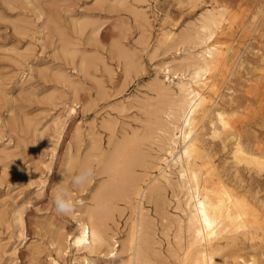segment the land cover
<instances>
[{"label":"rangeland","instance_id":"374dc122","mask_svg":"<svg viewBox=\"0 0 264 264\" xmlns=\"http://www.w3.org/2000/svg\"><path fill=\"white\" fill-rule=\"evenodd\" d=\"M24 1L26 2V0ZM36 1L43 12L42 14L44 15L45 13L44 16H41L40 20L43 17L45 19L41 21L38 19V14L36 15L37 10L33 5L31 7L22 1L11 3L13 0H0V240L2 239L3 242L0 241L3 245L0 248V250L2 249L0 252V264H51L53 258L59 260L60 264H74L75 258L79 257L81 253H78L73 245H70L69 249L66 247V244V246L63 245L64 240H62L63 238L60 234L71 229L77 232L76 221L73 215H75L77 210L81 211L88 202L89 204L92 202L89 198L91 197V190L94 188V185L108 178L105 174L98 175L96 173L97 162L94 156L101 149L108 152L112 148L113 143L110 142L112 130H109L110 128L106 124L109 122L113 124V132L116 134L114 137H117L116 139L118 140L122 139L124 135L133 134L132 132L143 131L142 128L144 129V126H146L143 123H147L144 120H147L149 117L148 108L145 107V103L146 105L157 104L156 91L154 92V87L151 83L152 78L159 71V66L164 62L170 61L172 56L176 54V49L170 46L169 48L172 49H169L167 43H163L164 45L159 44V37L164 31L171 30L177 33L182 28L193 27L194 21L198 22L199 14L206 8L212 7L215 3V5L219 3L228 7V12L225 14L227 19L223 21V27H226L227 34L219 36L221 41L225 40L227 44L229 41V44L234 45L231 62L237 66L233 64L230 79L225 83L222 82L223 85L220 84L222 85L220 89L223 93V99L221 98L220 103L229 111L232 107L237 108L239 115L237 114L238 116L236 115L235 119L238 117L239 120L241 119L244 122V124L243 122L240 124L243 127L242 129L248 134L246 137H252L255 134L264 139V108L262 110L263 114H258L259 116L255 111L257 107L259 113L261 112L260 108L264 107V103L260 102L264 101V99H260L264 98V95L262 92H259L261 90L254 88L256 86L255 81L259 82L260 78L264 75V60L262 59L264 58V0H126L125 5L117 3L118 0H113V2H108L110 6L105 3L106 7L105 5H99L96 0H65V2L64 0ZM114 1L116 2L114 3ZM114 4L119 5L113 7ZM100 6H103V8ZM141 6L147 9L146 12L149 20H151L152 27H143L144 22L142 18L140 19L137 16L136 9L137 7L141 8ZM68 7H72V10ZM50 14L58 16V20L60 21L61 19V22L63 21L62 24L59 22L60 31L67 42L70 40V46L69 43H67L68 45L65 43L62 45L58 33L53 29L46 28V30L44 28L40 29L41 31L39 30L40 25L43 24ZM229 16L231 17L229 18ZM85 18L88 21L90 20V22L94 19L93 21L97 23L93 25L88 22L84 26L86 30L84 27V29H81L78 20L82 21ZM140 23H142V26L140 25L139 27ZM228 25H231V27H228ZM141 27L149 29V31L146 30V33L145 30L140 29ZM18 28H22L23 30ZM93 28H97V33L91 32ZM246 29H251V31H247ZM51 31L52 34L49 33ZM142 31L144 32L142 33ZM147 35H150L149 39L146 38ZM68 37L70 38L68 39ZM52 38L54 43L51 41ZM93 39H95V42ZM76 43L79 44L78 49L80 52L83 53L84 51L86 58L94 62L95 66L87 68L86 72L78 70L80 68L79 62L85 56L81 53L84 56L81 57L78 49L74 51V48H77ZM123 43L125 46H128L125 47ZM157 44L159 45L157 46ZM119 46L120 48L118 49ZM159 46L160 49H158ZM153 47L155 48L151 51ZM127 48L129 49V56L123 52ZM235 49H238L237 51L239 52ZM155 52L156 55H154ZM69 53L70 55L71 53L74 55L70 56ZM25 55L26 57H24ZM97 58H101V61H98ZM132 58H134L133 61ZM239 58L242 62L241 60L239 61ZM127 61L132 62L127 66ZM134 61L136 62L134 63ZM30 65L35 67V69ZM77 65L78 68L76 67ZM108 65L109 67H107ZM58 68L64 69L74 81H79V86L76 81L75 87L71 86V89L69 88L70 85L65 84L57 78L54 74ZM39 71L42 72L41 74L46 79ZM49 71L54 74H51V76L48 73L47 75L46 73ZM86 73L87 75H85ZM260 74L262 75L260 76ZM49 76L53 78L51 79ZM160 77L164 79L163 72H160ZM1 78H3L2 81ZM250 86L254 88H252V92ZM1 88L3 89L1 90ZM55 88L56 92L53 90ZM255 89H258V92ZM57 91L62 92V95L61 93L58 94ZM247 91L249 92L247 93ZM50 93H53V98L49 96ZM259 93L260 95H258ZM47 94L48 96L46 97L45 95ZM56 95L62 98L57 99L56 97L55 99ZM143 98H146V101ZM231 98L234 102L232 105H229L226 101H229ZM124 106L126 110L122 108ZM248 106L253 108L250 107V109ZM72 107H74L73 111H71ZM247 110L250 111V114ZM242 112L244 116L247 114L248 118H250L248 119L247 115L245 116L246 118L242 117L243 115L240 116ZM134 114L137 117L135 121L136 117H133ZM108 115L110 116L109 118ZM57 117H60L61 121H63L59 126L60 128L54 125V119ZM140 120L142 121L140 122ZM103 122L106 124H102ZM91 127L93 129L89 130ZM129 127H133V130ZM78 128L80 129L78 130ZM250 128H252L251 132ZM208 130L209 127L207 126L206 131ZM38 131L40 134L42 133L41 136L38 134ZM97 135L98 137H96ZM206 136L209 138V135ZM91 142L92 144L95 142L99 148L101 146L100 150L95 149L96 151H92L94 145L92 146ZM149 145L150 147H148ZM104 146L105 148L103 149ZM215 147L218 152L217 159L223 161L228 152L222 151L219 143H216ZM66 148H70V152L74 156H77V154L84 155L83 151L86 152L85 157L89 156L90 166H92L94 171L90 182L87 181L80 186L72 184V177L78 174V171L76 169H68L67 166H62L65 165L66 151H68ZM150 148L154 149L150 150ZM144 149L147 154L156 155L158 147L156 143L148 142L144 146ZM88 153L91 155V158ZM138 169L141 170L140 167ZM243 176L245 177V184L247 185L245 189L247 190H243V188L242 190L246 191L248 195L256 197V199L259 197L258 200L264 204V170L260 173H250L247 170H243ZM60 189H67L71 198L77 202V207L73 214L63 215L55 211L52 201L56 191ZM257 191L258 195H256ZM167 194L169 200L174 201L168 200L164 208H167L171 213H177L175 197H173L172 191H168ZM146 203V209H149V212L153 216L157 215L153 204ZM169 205L171 206L169 207ZM17 207H21L20 210L22 211L19 208L17 209ZM15 209L22 213L23 227L13 219L17 213ZM128 215L129 211L126 210L123 218L119 219V230L116 229V225L112 224L113 229L117 232L124 231L126 229L124 222ZM155 217L157 218L155 220L156 227L162 229L161 216ZM159 235L162 240V248L166 251L168 244L167 237L161 234V230ZM56 240H59L58 242L64 246L61 250H64V252L66 250V253L61 251V253H58L59 256H57L60 247L59 245L57 248L55 247L58 244ZM62 245L61 247H63ZM118 249L121 250V247L119 246ZM262 252L264 253V243L257 249V255L264 260ZM124 256L126 257L125 253H120V256L117 257V262L119 263L120 259L124 258ZM96 260L99 264L106 263L104 261L105 258L102 259V257H97ZM80 264L85 263L81 261Z\"/></svg>","mask_w":264,"mask_h":264},{"label":"bare ground","instance_id":"6f19581e","mask_svg":"<svg viewBox=\"0 0 264 264\" xmlns=\"http://www.w3.org/2000/svg\"><path fill=\"white\" fill-rule=\"evenodd\" d=\"M14 1L25 2L24 0H13L11 3H14ZM96 1L99 5L103 6L105 3L108 4V2H113V0ZM36 2V0L35 2L34 0H26L25 3L30 6H34L37 10V13H35L36 15L38 14L37 17H39L38 19L40 20L43 12ZM115 2L116 1H114V3ZM125 2L126 0H118L117 3L125 5ZM215 4L212 7L206 8L199 14L200 16L197 19L198 22L196 23V21H194L195 24L193 27L182 28V30L177 33L171 30L164 31L159 37V44L162 45L163 43H167L168 48L170 46L176 49V54L172 56L170 61L162 63V65L159 66V71H157L155 76L152 78L151 83L154 87V92L156 91L157 104L146 105L145 103V107L148 108L149 117L147 120H144L147 123H143L146 125L144 126V129L142 128L143 131L132 132L133 134L124 135L122 139L118 140L116 139L117 137H114L116 134L113 132V124L110 122L107 124L103 122L102 124H106L110 128L109 130H112V132L110 131L112 135L109 133L111 135L110 142L113 143L112 148L110 150L108 149L109 151L107 152L102 149L100 150L101 146L99 148L95 142L93 144L91 142V145H94L92 151L95 149L100 150L98 154H94L97 159H95L97 162V164L95 163L97 165L96 173H98V175L105 174L108 178H106L105 181L102 182L101 180L97 183V185H94V188L91 190V197L88 196L90 197L89 200L92 202H90V204L88 202V204H86L81 211L77 210L75 215H73L76 221L75 226L77 232H74L71 229L66 232H61L60 234L63 238L62 240H64L63 245L66 244L67 246H65L67 248L70 247V245H73L76 251L81 253V255L79 254V257L75 258L74 264H80L81 261L85 264H99L96 260L97 257H102V259L105 258L104 261L106 263L103 262L104 264H264V260L257 255V249L264 243V204L258 200V196V199H256V197H252L248 195L246 191H243L247 188V185L245 184V177L243 176V170H247L250 173H260L264 170V139L255 134L252 135V137H246L248 134L244 131V129H242L243 127L240 124L243 121H241V119L239 120L238 117V120L235 119L236 115H239L237 108L232 107L229 111L225 106H223V104L220 103L223 96L220 89L223 85L222 82H227L232 75L234 63L231 62V59L232 53H234V45L229 44V41V45L225 40L221 41L219 36L221 34H227L226 27H223V21L227 19L225 14L228 12V7L220 5L219 3H217L218 5ZM118 5L114 4L113 7ZM103 6L100 7L103 8ZM70 9L72 10V7ZM70 9L69 11H71ZM146 10L147 9L142 6L141 8L137 7L136 9L137 16L140 19L142 18L144 22L143 27L145 28L152 27L150 22L151 20H149ZM50 15H48L49 17L44 20L42 25H40L41 27L38 25L40 27H38L39 30L44 28H48L50 30L53 29L58 33L61 41L60 43L62 45L64 43L68 45L67 43H69L70 46V40L67 42L63 33L60 31L59 22L62 24L63 21L61 22V19L59 21L57 18L58 16ZM230 17L231 16H229V18ZM87 18L82 21L78 20L81 29H84L85 24L90 22ZM43 19L45 18L43 17ZM93 20L94 19H92L90 23L95 25L97 22ZM141 24L142 23L139 24V27ZM228 27H231V25H228ZM140 29L149 31V29H144L142 27ZM246 30L251 31V29ZM91 32L97 33V28H93ZM143 32L144 31H142V33ZM49 33L52 34V31ZM69 38L70 37H68V39ZM146 38L149 39L150 35H147ZM56 40L58 39L56 38ZM94 40L95 39H93V41ZM51 41H53V38ZM76 44L77 48H74V51L78 49L79 44ZM159 44H157V46ZM127 46L128 45L125 47ZM160 46L158 49H160ZM119 48L120 46L118 49ZM128 48L123 51L126 55H128ZM154 48L155 47H153L151 51H153ZM74 51L72 50L73 53ZM156 52L154 55H156ZM81 53L82 52H80V54ZM82 54L85 56L84 51ZM82 54L80 55L81 57L83 56ZM71 55L73 56L74 54L71 53ZM24 57H26V55ZM262 59L264 60V58ZM97 60L101 61V58H97ZM133 60L134 58H132V61ZM240 60L241 59L239 58V61ZM71 61L73 62V60ZM131 62L127 61V66L130 65ZM135 62L136 61H134V63ZM109 65L107 67H109ZM93 66H95L94 62L85 56L80 60V68L78 70L86 72V70H88L87 68H93ZM76 67L78 68V65ZM33 68L35 69V67ZM62 68H58L57 71L54 70L56 73L53 74L65 84L70 85L69 88H71V86L75 87L77 80L74 81L72 77ZM138 68L140 69V67ZM78 70L77 72H79ZM39 72L40 74L42 73L41 71ZM160 72H163L164 79L163 77H160ZM48 73H50V75L52 74L50 71L46 74L48 75ZM85 75H87V73ZM261 75L262 74H260V76ZM42 76L44 77V75ZM2 80L3 78H1V81ZM77 82L79 86V81ZM148 83L147 85H149ZM255 84L256 86L253 85L254 88L261 90L259 92H262L264 95V75L260 78L259 82L255 81ZM56 88L53 89L55 92ZM252 88L253 87H251V92L253 91ZM2 89L3 88H1V90ZM248 92L249 91H247V93ZM57 93H61L62 95V92L57 91ZM215 93H217V95H215ZM57 95L54 97L55 99L56 97L57 99L62 98ZM258 95H260V93ZM45 96L47 97L48 94ZM49 96L52 97L53 93H50ZM100 96L102 95L100 94ZM143 99L146 101V98ZM260 99L264 98L262 97ZM227 102L229 105H232L234 100L231 98L229 101H226V103ZM260 102L264 103V101ZM114 105L113 107H115ZM250 107L248 106V108ZM122 108L126 110L125 106ZM263 108L264 107H261V112L258 113L257 110L259 109L256 107V114H263ZM73 110L74 107L71 108V111ZM138 111H140V109H138ZM248 112L250 114V111ZM135 114L133 115L134 118L136 117ZM109 115L108 118L110 117ZM242 115L243 112L240 116ZM245 116L243 115L242 117L248 118V115L246 117ZM136 119L137 117L134 121ZM141 121L142 120H140V122ZM62 123L63 121H61L60 117L54 119L55 127L60 128L59 126ZM125 125L128 126L127 124ZM207 126L209 127L208 131H206ZM80 128H78V130ZM129 128H132L133 130V127ZM92 129L93 128L91 127L89 130ZM249 130L251 132L252 128ZM126 133L128 134V132ZM38 134H40V132ZM206 135H209L210 139ZM36 136L38 135L36 134ZM96 137H98V135ZM95 141L97 142V140ZM148 142L157 144L158 150L157 154L155 153L156 155L147 154L145 152L146 148L144 149V146ZM216 143L220 144L222 151L228 152V155L225 159L223 158V161L218 160L216 157L218 153L215 147ZM78 146L80 145L78 144ZM148 147H150V145ZM104 148L105 146L103 149ZM66 149L68 151H66L67 156L65 159V165L62 166H67L68 169H76L78 173L82 167L90 166L89 156H86L87 158L85 157V151H83L84 155L82 156L77 153V156H74V154H71L70 148ZM152 149L150 148V150ZM90 167L92 168V166ZM138 167H140L141 170H139ZM154 171H156V173H154ZM251 178H253V176H251ZM91 180L92 179H89L88 182ZM88 185L87 187H89ZM170 190L172 191L173 197H175L176 210L178 211L177 213H171L167 210V208H164L169 200L167 192ZM256 195H258V191ZM169 201L172 200L170 199ZM146 202L153 204L155 212L157 213V215L154 214L155 216H161L163 223L162 229H158L156 227L155 220L157 218L149 212V209H146ZM170 206L171 205H169V207ZM18 208L20 210L21 207H17V209ZM19 210L17 211L15 209L17 213L13 219H15L17 221L16 223H20L19 225L23 227L24 223L22 213L20 212L22 210ZM126 210L129 211L126 221H123L126 229L124 228V231L117 232L113 229L112 224L116 225V229H118L120 224L119 219L123 218ZM160 230L161 234L167 237L168 244L166 251L162 248V240L159 235ZM57 233L59 234V232ZM170 234L172 235L171 237ZM0 241L2 242V239ZM58 241L57 245H55L56 243L54 244L56 248L58 245L60 247V250L57 252V256H59V252H64V250H61L64 246ZM1 242L0 248L3 246V242ZM118 242L119 244H117ZM61 245L63 247H61ZM119 246L121 247V250H119L120 248L118 249ZM64 253H66V250ZM120 253H125L126 257L124 256V258L120 259L118 263L117 257L120 256ZM51 264H60V261L53 258Z\"/></svg>","mask_w":264,"mask_h":264},{"label":"clouds","instance_id":"9594fccd","mask_svg":"<svg viewBox=\"0 0 264 264\" xmlns=\"http://www.w3.org/2000/svg\"><path fill=\"white\" fill-rule=\"evenodd\" d=\"M93 175V169L90 166H84L81 168L80 172L72 177V184L74 186H80L86 183ZM53 204L55 206V211L58 214H71L75 211L77 207V202H75L67 189H60L56 191L53 197Z\"/></svg>","mask_w":264,"mask_h":264}]
</instances>
